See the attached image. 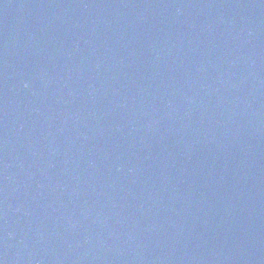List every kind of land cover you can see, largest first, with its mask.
I'll return each instance as SVG.
<instances>
[{"label":"water","instance_id":"obj_1","mask_svg":"<svg viewBox=\"0 0 264 264\" xmlns=\"http://www.w3.org/2000/svg\"><path fill=\"white\" fill-rule=\"evenodd\" d=\"M0 264H264V0H0Z\"/></svg>","mask_w":264,"mask_h":264}]
</instances>
